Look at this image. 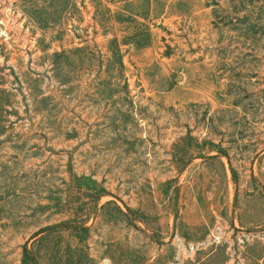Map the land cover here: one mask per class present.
<instances>
[{
    "label": "rangeland",
    "instance_id": "obj_1",
    "mask_svg": "<svg viewBox=\"0 0 264 264\" xmlns=\"http://www.w3.org/2000/svg\"><path fill=\"white\" fill-rule=\"evenodd\" d=\"M0 264H264V0H0Z\"/></svg>",
    "mask_w": 264,
    "mask_h": 264
},
{
    "label": "trees",
    "instance_id": "obj_2",
    "mask_svg": "<svg viewBox=\"0 0 264 264\" xmlns=\"http://www.w3.org/2000/svg\"><path fill=\"white\" fill-rule=\"evenodd\" d=\"M108 46V56L109 58H107L106 60V64L108 67V72H109V81H105L106 84L108 83H112L113 84V72L114 71H119V73L123 71L124 66L122 63V57L120 55V49H119V44L118 41L116 39H112L108 42L107 44ZM62 55V54H61Z\"/></svg>",
    "mask_w": 264,
    "mask_h": 264
}]
</instances>
